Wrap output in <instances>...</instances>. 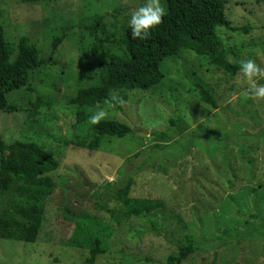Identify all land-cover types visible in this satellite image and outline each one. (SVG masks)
I'll return each mask as SVG.
<instances>
[{
	"label": "rangeland",
	"instance_id": "rangeland-1",
	"mask_svg": "<svg viewBox=\"0 0 264 264\" xmlns=\"http://www.w3.org/2000/svg\"><path fill=\"white\" fill-rule=\"evenodd\" d=\"M223 1L230 27L248 30H216L226 59L238 67L251 59L264 68V0ZM145 3L0 0L10 62L23 37L47 62L30 75L27 88L8 95L18 112H0V139L6 146L36 144L59 164L50 174L54 188L43 202L36 242L0 240V264H86L92 235L106 251L96 264H166L186 236L197 250L184 264H264V100L245 94L250 85L239 71L232 82L206 58L183 50L163 60L164 79L155 88L113 92L123 102L121 111L109 104L89 110L90 116L106 111L104 120L128 126L131 136L104 138L97 151L75 145V134L86 140L92 125L88 120L75 130L76 107L69 101L102 79L111 55L124 56V47L112 41ZM198 86L217 109L200 100ZM37 98L44 105L35 110ZM159 132L172 140L158 139ZM210 134L224 142H207ZM138 166L127 197L155 208L136 217L109 195V187L126 168ZM77 224L84 229L78 235Z\"/></svg>",
	"mask_w": 264,
	"mask_h": 264
},
{
	"label": "trees",
	"instance_id": "trees-1",
	"mask_svg": "<svg viewBox=\"0 0 264 264\" xmlns=\"http://www.w3.org/2000/svg\"><path fill=\"white\" fill-rule=\"evenodd\" d=\"M21 3H48L51 0H19ZM166 15L145 41L132 40L129 26L118 41L124 47V56L111 55L103 69L102 79L87 87L80 88L69 101L76 107L75 130H80L88 122L89 110L96 106L109 104L121 111L122 103L115 98L113 92L149 91L158 86L164 76L161 72L163 60L176 58L183 50L206 58L210 65L227 72L232 82L239 71L237 65L226 59L221 50V41L216 36L218 28L232 32H245L247 29L233 28L225 16L223 0H163ZM0 11V17H1ZM94 29L92 35L96 32ZM64 38L61 34L52 42L55 50ZM47 64L40 58L35 46L27 37L19 40L17 56L10 62V54L4 40V32L0 26V112L16 113L18 109L9 104V94L27 88L30 75ZM200 100L217 109L210 93L198 86ZM44 102L37 98L35 110ZM173 126V123H171ZM86 140L75 134V145L88 151H97L104 138L123 139L131 136L133 131L126 125L116 121L102 120L98 125L90 127ZM90 136V139H89ZM161 140H172L168 132L154 134ZM209 143H222L219 135H206ZM195 141L193 140V143ZM171 152H169L170 154ZM245 159V149L240 148ZM248 161V159H245ZM58 162L41 150L36 144L15 142L6 146L0 139V240L35 243L44 218V201L53 191L54 185L50 174L58 169ZM141 170H124L123 179L109 187V195L116 196L126 208H131L130 216H141L154 210L150 201L134 200L127 197L133 177ZM138 209H133L135 207ZM83 226L77 224L76 234L83 232ZM86 239L90 243L89 257L86 264H96L98 256L105 254L99 238L95 235ZM177 254L170 255L166 264H184L196 250V244L189 236L185 242L177 243Z\"/></svg>",
	"mask_w": 264,
	"mask_h": 264
},
{
	"label": "clouds",
	"instance_id": "clouds-1",
	"mask_svg": "<svg viewBox=\"0 0 264 264\" xmlns=\"http://www.w3.org/2000/svg\"><path fill=\"white\" fill-rule=\"evenodd\" d=\"M166 10L161 0H146V3L133 10L128 26L131 29V39L140 41L147 40L152 32L163 23ZM239 72L249 83V91L245 94L251 99L264 100V84L258 83L264 78V68H261L254 60L241 61ZM121 103H123L121 101ZM108 116L104 110H98L89 117L91 125H98Z\"/></svg>",
	"mask_w": 264,
	"mask_h": 264
}]
</instances>
